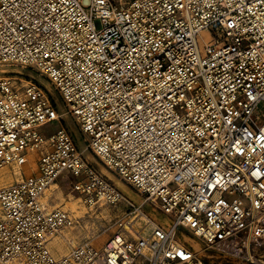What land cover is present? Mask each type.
Returning <instances> with one entry per match:
<instances>
[{
  "label": "built area",
  "instance_id": "2783aa9c",
  "mask_svg": "<svg viewBox=\"0 0 264 264\" xmlns=\"http://www.w3.org/2000/svg\"><path fill=\"white\" fill-rule=\"evenodd\" d=\"M0 64L34 69L51 85L0 74V169L32 154L37 165L0 186V264H207L183 234L206 251L259 262L264 0H0ZM55 121L59 129L44 134ZM87 151L142 202L128 200ZM70 174L84 205L126 202V212L102 246L85 241L57 257L49 243L72 218L42 197Z\"/></svg>",
  "mask_w": 264,
  "mask_h": 264
},
{
  "label": "rangeland",
  "instance_id": "374dc122",
  "mask_svg": "<svg viewBox=\"0 0 264 264\" xmlns=\"http://www.w3.org/2000/svg\"><path fill=\"white\" fill-rule=\"evenodd\" d=\"M4 67H9V68H13V67L20 68L21 67L24 74H25V75L21 76L24 78L23 79L24 83L26 82L25 80L29 79L28 75H34L41 82H43V84H45V85H46V82H48L47 80H44L42 77H40L39 74L34 69L23 68L22 66H20L18 64H0V68H4ZM0 74H1V72H0ZM3 74H5V73H3ZM6 74H12V73H6ZM54 98L58 102L59 110L65 111L66 110L65 104L61 100V98L58 96L57 92L54 94ZM62 124L67 129H69L70 131L75 133V137L77 139V142L81 145V147H84L85 144L83 141V135L80 132L76 123L70 117H68V118L66 117L65 119L62 120ZM60 126H61V123L58 121H55V122L49 123L46 126H44L42 128V131L44 134L50 135L53 132H55L57 129H59ZM32 156L34 158V163L32 164L33 166L31 167L32 173L27 174L28 176H31L34 172L37 171V165H36L35 157L33 154L30 156L28 162L30 161ZM86 156L89 159V161L91 163H93V165L101 173H103L107 177H108V175H107L105 169L108 170L111 174L113 173L97 157H95L91 152L87 151ZM28 162H26V163H28ZM14 166L15 165L10 166V167H14ZM25 172H26V170L23 169L24 176H26ZM112 175H113V177L110 178V176H109L108 178H110L114 183H116L119 186V188L123 191L124 195L126 196V198L128 200H131L133 202H142L143 196L137 190L126 185L119 177H117V175L115 173H113ZM76 179H77V177L74 174H70L67 178V180H69L71 182H74ZM118 180H121V182L124 183L125 186H123V185L121 186L120 181H118ZM0 186H2V185H0ZM69 189L71 190V187ZM57 198H59V199L61 198V200L58 199V201L59 202L61 201V203H63L62 197H57V196L54 197V199H57ZM79 200H81V199H79ZM125 203H121L117 207L107 205L110 207L111 210H110V213H106L104 206L97 205L96 207L89 208L86 205H84L83 202H81L83 207L85 206L84 208L88 209L90 211V214H92V216L91 217L88 216L87 218H83L80 220L81 222L79 223V227L76 229L77 234L72 236V237H69L71 244L72 245L79 244L80 240H83L81 237L84 235L85 236L88 235L87 236L88 241H92L94 244H97V243L99 245H100V243L104 244L107 241V239L110 238L114 234V232L117 230V226H116L117 219L125 215V212H126L125 211L126 210ZM57 206H61V205H57ZM64 207H65V205H64ZM144 208L147 212H149V214L153 218H156L159 222L168 224L167 222L170 221L168 219L165 220L167 218L166 215L159 212L158 210L154 209L150 203H146L144 205ZM65 209H67V207H65ZM90 214H87V215H90ZM70 215L72 217L71 212H70ZM95 216H97V217H95ZM72 219H73V217H72ZM75 223L76 222L73 219L72 226H74ZM68 230H70V229L68 228L67 230L63 231V233L67 232ZM79 238H80V240H79ZM50 245H51L52 250L56 249V244L54 242H51ZM66 247H68V244L66 245ZM67 253H69V249H68ZM67 253H65V254H67ZM65 254H62V255H65ZM203 258L207 264H247V263H242L238 260L232 259V258L226 256L225 254L219 252L217 249H208L206 251V254H203ZM254 264H264V249L259 254V262L254 263Z\"/></svg>",
  "mask_w": 264,
  "mask_h": 264
},
{
  "label": "bare ground",
  "instance_id": "6f19581e",
  "mask_svg": "<svg viewBox=\"0 0 264 264\" xmlns=\"http://www.w3.org/2000/svg\"><path fill=\"white\" fill-rule=\"evenodd\" d=\"M0 72L1 74L3 73H12L15 76H19L21 77L24 72L22 70V68H18V67H13V68H9V67H4V68H0ZM23 78V77H22ZM24 79V78H23ZM26 81V80H25ZM46 85L48 87L51 88V85L46 82ZM29 160V158H28ZM27 160V162H28ZM34 163V158L32 156V158L30 159V161L28 163H24L23 165L19 166V165H15L14 167H10V166H6L0 169V185H10L15 183L16 181L21 180L22 178H24V174H23V169L26 170V174H31L32 170L31 167L33 166L32 164ZM106 173L108 175V177L110 176L113 177V173L111 174L108 170H106ZM120 181L121 186H125L124 183ZM62 197V201L65 202V207H67V209L71 212L73 219L75 220V225L72 226L73 224V219L70 223L69 226H67L65 229L62 230L65 231L68 228L70 230H68L65 233H62L61 235L63 237H72L74 235L77 234L76 229L79 227V223L81 222L80 220L83 218H87L88 216L91 217L92 214H90V211L86 208L83 207V205L81 204V200H79L78 198L75 199H67V195L65 197L64 191L61 188V186L59 185L58 181H56L55 183H53L51 185V187H49L48 189H46L45 194L43 196V201L49 206V207H54L57 205H62L63 203L60 202H52V199H54V197ZM101 206H104L105 208V212L106 213H110V207L107 206L106 204H101ZM104 213V212H103ZM90 214V215H87ZM71 217V218H72ZM97 217V216H95ZM168 218H166L165 220H167ZM94 220V219H93ZM169 220V219H168ZM133 221L136 222L137 225H143L145 226V231L144 233L147 235L149 232V225H145L143 218L138 214H134L133 215ZM167 223H170L167 222ZM81 227V226H80ZM60 234L55 235L51 240V242H54L56 244V249H54V252L58 255L61 254H65L68 251V247H66V242L68 240L62 239L60 236H58ZM184 240L187 241L188 243H190V245H192L201 255L206 254V250L203 246V244L201 243L200 240L196 239L195 237L189 236L187 234H183ZM67 239V238H66ZM208 253V252H207Z\"/></svg>",
  "mask_w": 264,
  "mask_h": 264
},
{
  "label": "crops",
  "instance_id": "0c3cea01",
  "mask_svg": "<svg viewBox=\"0 0 264 264\" xmlns=\"http://www.w3.org/2000/svg\"><path fill=\"white\" fill-rule=\"evenodd\" d=\"M37 173V171L36 172H34L32 175H34V174H36ZM26 176H28L27 174H26ZM58 181V183H59V185L61 186V188L63 189V191H64V194H65V197H66V195H67V199H75V198H78L79 197V193L77 192V191H75V190H73L72 189V186H71V181H69V180H67L66 179V177L65 176H61V177H59V179L57 180ZM71 187V190L69 189ZM45 194V193H44ZM44 194H43V196H44ZM43 198V197H42ZM58 199L59 198H57V199H52V202H59L58 201ZM59 200H61V198L59 199ZM63 202V204L61 205L64 209H65V207H64V205H65V202L64 201H62ZM68 210V209H67ZM63 232L61 231L59 234L60 235H58V236H60L62 239H65V240H68V241H66V244H68V249H69V251L75 246V245H72L71 244V241H70V238L69 237H63L61 234H62ZM87 236L88 235H84V236H82L81 238L83 239V240H80V238H79V240H80V243H82V242H85V241H88V239H87ZM67 238V239H66ZM109 239V238H108ZM107 239V240H108ZM52 241V240H51ZM51 241H50V243H51ZM92 242V241H91ZM50 243H49V246H50V249H51V251L53 252V254L55 255V256H57V257H60V256H63L62 254L61 255H58V254H56V253H54V249L52 250V248H51V245H50ZM102 243H100V245L97 243V244H95V245H97V246H102L101 245Z\"/></svg>",
  "mask_w": 264,
  "mask_h": 264
}]
</instances>
